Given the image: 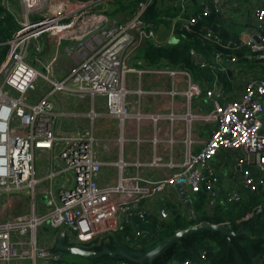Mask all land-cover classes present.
Returning <instances> with one entry per match:
<instances>
[{"label":"built area","instance_id":"2783aa9c","mask_svg":"<svg viewBox=\"0 0 264 264\" xmlns=\"http://www.w3.org/2000/svg\"><path fill=\"white\" fill-rule=\"evenodd\" d=\"M9 1L3 0L5 12L0 14V20L7 13L13 15L17 29L4 43L8 52L0 64V196L5 195V201L11 207L14 202L24 203V197H28L29 211L0 219V264H62L61 254H51L61 232L65 233L67 245L88 248L86 245L94 240H108L130 228V233L123 235L122 240L140 248L142 233L133 229L132 218L145 221L149 217L144 207L147 199L171 186L186 185L198 191L202 184H209L214 172L208 163L220 149L238 152L241 162L253 158L257 170L264 173V134L261 132L264 77L248 78L243 85V97L233 100V92L218 86L217 75L210 82L201 81L205 84V90H202L201 82L192 81L186 70L130 64L146 41H153L158 46L167 44L158 40L155 28L142 20L153 0L139 3L136 12L125 21L108 17L102 4L111 0H11L19 6V11L11 8ZM223 4L224 0H209L201 12L179 16L173 31L177 25L190 31L203 18L219 16ZM175 8L183 11V6ZM253 26L255 37L227 42L212 28L206 29L202 40L217 46V51L213 62L199 58L197 63L201 68L211 66L217 71H226L227 65L239 61L226 50L243 48L248 51L247 60L264 63V6L254 9ZM64 41L69 44L63 51L75 55L77 63L62 79H56L53 65L57 56L42 62L40 55L47 42L53 44L59 54ZM34 46L38 48L33 51L35 58L32 60L28 49ZM37 62H42L45 72L36 67ZM130 73L139 77L168 75L174 79H188L185 90L146 91L138 88L134 93L139 96L150 93L169 97L182 95L188 101L203 95L211 100L214 108L199 115V119L210 122L213 128L206 140L186 141L181 162L163 163L161 158H153L150 167L167 168L164 177L149 181L139 175L120 174L115 184L101 186L98 176L102 164L93 156L92 130L57 134L58 114L51 96L64 93L85 99L99 95L105 101L108 115L117 118L121 125L128 120H141L147 113L140 110L139 103L131 107L126 104L130 93L126 77ZM40 80L50 87L33 100L35 96L30 93L37 89ZM196 144L198 150L194 148ZM55 147H59L56 169L43 175L38 173L36 155L51 152ZM263 185L262 178L249 170L243 171V190L256 193ZM37 194L46 198L48 212L43 217L37 214ZM240 197L239 193L229 194L226 201L234 203ZM215 201L216 192L212 191L208 204L214 206ZM262 209L263 205H258L243 220L257 217ZM157 216L164 220L169 213L160 210ZM45 223L55 232L49 247L40 246L37 236L38 228ZM94 264L111 263L98 261Z\"/></svg>","mask_w":264,"mask_h":264},{"label":"crops","instance_id":"0c3cea01","mask_svg":"<svg viewBox=\"0 0 264 264\" xmlns=\"http://www.w3.org/2000/svg\"><path fill=\"white\" fill-rule=\"evenodd\" d=\"M112 2L113 0L102 4L107 15L108 11L112 8ZM208 2L209 0H185L183 3L181 0H166L165 2H161V5L166 8H181L183 6V11L179 12L176 10L175 15L172 14L167 17L168 24L161 25L157 29L155 28L157 39L167 42V44L176 43V31H173L175 20L179 16L188 17L195 14L199 7L202 6L203 8ZM234 3L237 6L234 7ZM263 5L264 0H224L220 15L215 17L216 25L214 26L219 28V31H215L221 36L220 30L225 35L229 33L230 37L228 39L237 38L238 41L255 37L253 13L255 8ZM247 15H250V22L245 18ZM108 16L119 21H125L132 14L125 12L119 15ZM222 38L224 37L222 36ZM52 46L54 45L49 42L43 45L44 61L47 62L53 56H57V61L53 65V72L63 71V78L77 63V57L63 52L66 57L63 60L60 58V53L57 54L55 50H52ZM243 49H245V55H247V49ZM134 57L132 62H130L131 65L135 67L147 66L140 57ZM199 58L210 62L206 58L196 56V63ZM243 65L248 64H239L238 62L227 65L226 71L229 75H231L232 71L234 73L237 85L234 91H227L221 81L218 83V86L223 87L226 92H233L231 94V99L233 100H239L243 97V85L248 78L254 75L264 77V64L250 69ZM151 68L175 69L170 66ZM239 76H242L241 79L238 78ZM190 79L198 83L213 80L196 81L192 76ZM202 82L199 84L202 90H205V84ZM187 85L188 79L184 77L174 79L168 75L139 77L136 73L128 74L126 86L130 90V93L126 98V104L128 107H131L139 103L140 110L147 114L141 120H128L123 125L120 124L117 118L108 115L105 101L99 95H96L94 98L87 96L85 99H79L74 95L55 93L51 96V100L55 105V112L58 114L55 131L57 134L65 135L80 133L87 129L92 130L94 136L93 156L96 161L102 164V170L98 176V183L101 186L115 184L120 174L139 175L149 181H156L164 177L168 173V170L165 167H150L153 158H161L163 163L181 162L186 141L191 140L195 142L209 138L213 125L210 122L208 123L199 119V115L212 111L214 107L211 100L205 98L203 95L194 96L188 101L182 95L169 97L150 93L139 96L134 92L138 88L145 89L146 91L185 90ZM262 120L261 132L264 134V114L262 115ZM197 146L198 144L194 146L195 150H198ZM58 153L59 147H55L51 152L38 153L35 159L38 173L43 175L50 169H56ZM208 166L214 172L213 178L210 179L209 184H206L207 202L204 209H207L208 212L217 203H225L226 197L229 194L239 193L241 197L249 194L242 187V174L244 170H249L257 178L264 180V173H260L257 170L253 158H246L241 162V157L234 150L220 149L210 160ZM58 186L57 182L56 187ZM181 191L190 202L191 207L193 201L191 198L192 192L195 191L190 187H187L184 192L183 190ZM212 191L216 192L214 206L208 204L212 199ZM259 192L264 194V185L260 188ZM144 207L148 210L149 217L145 221L133 217L132 227L139 230L145 240L152 233L153 222L159 219L157 215L160 210H166L169 213L167 207H176L182 213H191V209L189 211L186 204L180 198L177 186L167 187L163 192L148 198ZM10 208L12 207L9 203L0 199V219L10 211Z\"/></svg>","mask_w":264,"mask_h":264},{"label":"trees","instance_id":"16d2710c","mask_svg":"<svg viewBox=\"0 0 264 264\" xmlns=\"http://www.w3.org/2000/svg\"><path fill=\"white\" fill-rule=\"evenodd\" d=\"M11 1V0H10ZM143 0H113L111 6L113 9L108 11L110 16L119 15L127 12L134 14L139 3ZM166 0H153L146 12L142 15V20L151 24L153 28L168 24L167 17L175 15L176 8H166L161 2ZM176 1V0H170ZM204 8V7H203ZM199 7L196 13L203 10ZM110 9V10H111ZM5 12L3 0H0V14ZM195 13V14H196ZM216 25L214 15L203 18L190 31H185L176 26V43L165 45H156L153 41H146L145 44L136 52L148 67L170 66L180 68L190 72L194 80H211L215 75L227 91H234L237 88L234 79V73L231 75L226 71H217L215 68L208 66L201 68L196 62L195 57L206 58L213 61V55L217 51V46L204 43L202 40L203 33L206 29L212 28L219 31ZM17 29V23L11 14H6L0 20V64L5 59L8 46L4 43L13 35ZM215 31V32H216ZM224 42L230 37L229 33L223 34ZM218 33V32H216ZM219 34V33H218ZM220 35V34H219ZM228 39V40H227ZM238 41V39H233ZM237 51L226 50V53L234 54L239 58V64L247 68L263 65L264 63L249 61L245 56V49ZM264 66V65H263ZM206 183L201 185V189L192 192L191 213H182L179 208L167 207L169 216L167 219H156L153 222L152 233L145 240L142 237V245L136 249L123 242L122 237L130 233V228L117 233L108 240H94L86 245L89 249L102 250L104 246L112 251L129 249L133 251H146L154 248L168 237L173 235L177 230L186 229L191 225L201 222L212 224L230 223L235 231L239 230V223L244 221L246 214L258 205H263L260 214L249 220L244 221V230L241 235L232 236L227 239L219 233L205 231L200 234H192L181 239V243L171 246L160 257V262L155 264H264V194L261 192L246 194L240 197V200L234 203H217L210 212L204 209L207 202ZM82 259V258H81ZM84 264H94L98 261L111 264L126 263L128 261H116L110 257H104L99 260H85Z\"/></svg>","mask_w":264,"mask_h":264},{"label":"water","instance_id":"95a60500","mask_svg":"<svg viewBox=\"0 0 264 264\" xmlns=\"http://www.w3.org/2000/svg\"><path fill=\"white\" fill-rule=\"evenodd\" d=\"M264 6V5H263ZM186 185H178L177 191L180 198L186 204L190 211V202L183 193L186 190ZM244 221L239 223V230L235 231L230 223L227 224H212L209 222H201L199 224L191 225L186 229L177 230L173 235L166 240L155 246L154 248L146 251H133L129 249H123L120 251H112L108 247L104 246L102 250L89 249L83 246H72L66 244V236L64 232L58 234L54 248L51 250V254L61 255H73L85 260H99L104 257H110L116 261H128L132 264H155L160 262V257L171 246L181 243V239L192 234H200L205 231L219 233L221 236L230 239L232 236H238L243 233Z\"/></svg>","mask_w":264,"mask_h":264},{"label":"rangeland","instance_id":"374dc122","mask_svg":"<svg viewBox=\"0 0 264 264\" xmlns=\"http://www.w3.org/2000/svg\"><path fill=\"white\" fill-rule=\"evenodd\" d=\"M16 2V0H12V2ZM10 3V6L11 8H13L15 11H19V6H17V4L15 3H12L11 1H9ZM113 9L110 10V12L112 11ZM109 15V14H108ZM123 15V14H122ZM13 16V15H12ZM14 17V16H13ZM109 17V16H108ZM245 18L250 22V15H247L245 16ZM15 19V17H14ZM69 44V41H64L63 44H62V47H61V50H60V58L65 60L66 57L64 55V51H63V47L65 45ZM53 47V51L55 49L54 46ZM38 48V46H34V47H29L28 49V52H29V57L33 60L35 57L33 56V51H36V49ZM43 49V48H42ZM44 51V50H43ZM64 52V53H63ZM52 55V54H51ZM45 55H40V59L42 60V62L45 60L44 58ZM42 62H37L36 63V67L42 71V72H45L44 68H43V64ZM54 73V77L56 79H61L62 76H63V71L61 72H53ZM242 76H239L238 78L241 79ZM47 87H50V85L47 83V82H44L42 80H40L38 82V85H37V89L30 93L32 94V96H35V98L33 100H37V97L39 96H42V92L47 88ZM29 94V95H30ZM6 196L5 195H2L0 196V199L1 200H5ZM24 203H19V202H14L12 203V208H10V211L7 212L2 218H6L8 217L9 215L10 216H16V215H19L21 213H25V212H28L29 209H28V205H29V198L28 197H24ZM45 202H46V198L40 194H37L36 195V203H37V214L38 216L40 217H43L45 216V214L48 212V209L45 207ZM54 235H55V232L52 231L48 225V223H45L43 226L39 227L38 228V231H37V236H38V239H39V245L40 246H43V247H49L53 244V241H54ZM61 263L62 264H84L85 262L77 257V256H73V255H62V260H61ZM26 264H29V262H27Z\"/></svg>","mask_w":264,"mask_h":264}]
</instances>
